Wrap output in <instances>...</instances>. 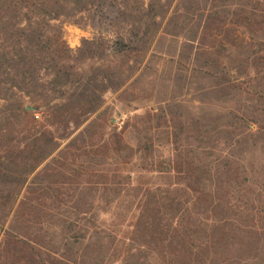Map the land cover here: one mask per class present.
Masks as SVG:
<instances>
[{
    "label": "rangeland",
    "instance_id": "1",
    "mask_svg": "<svg viewBox=\"0 0 264 264\" xmlns=\"http://www.w3.org/2000/svg\"><path fill=\"white\" fill-rule=\"evenodd\" d=\"M42 2L59 14L48 34L62 37V52L36 54L44 69L35 80L23 66L10 69L16 77L0 84V114L17 103L34 107L47 131L46 158L12 197L14 207L0 206L1 255L9 248L4 230L12 226L46 252L70 244L83 253L86 245L75 243L79 229L62 224L96 216L117 234L112 250L122 252L105 264H170L156 245L137 239L134 225L152 190L161 198L158 223L170 224L167 200L184 197L172 192L182 186L177 170L193 165L212 190L235 183L229 228L236 240L207 264H264V82L244 69L250 54L227 48L230 1ZM18 36L0 34V43L17 48ZM0 162H6L3 150ZM6 173L0 171V202ZM243 191L247 201L235 200ZM24 197L34 209L21 211L18 222ZM86 203L93 206L88 214ZM214 216L212 209L192 210L196 222L211 224Z\"/></svg>",
    "mask_w": 264,
    "mask_h": 264
},
{
    "label": "trees",
    "instance_id": "2",
    "mask_svg": "<svg viewBox=\"0 0 264 264\" xmlns=\"http://www.w3.org/2000/svg\"><path fill=\"white\" fill-rule=\"evenodd\" d=\"M228 1L235 9L229 10L226 17L229 21L225 26L227 48L232 52L242 50L245 54H250L252 60L246 58L243 67L245 70L250 68L252 73L264 82V0ZM58 16L54 11L44 8L42 0H0V34L4 39L6 37V40L19 35V39L14 42L17 48L0 43V76H3L0 78V84L14 81L16 72L10 73L9 70L19 66L27 68L24 75L35 80L40 70L44 69L38 66V63L42 62L36 54H61L62 48L59 45L62 44V37L54 39L48 34V28L52 29L50 22ZM218 16V12L212 15L214 18ZM20 21H25L26 27H19ZM14 26L19 28L16 35L8 31ZM256 46L257 49L254 48ZM250 75L248 73L246 77ZM14 105L9 111H2L0 114V150L6 152V162H0V171H7V180L1 190L2 194L5 193L0 202L3 209L14 207L12 197L18 195L16 191L20 186L23 187L26 176L32 174L46 158L43 156V141L47 131L43 130L45 125L39 115L35 111L27 110L24 103ZM16 123H20L19 130L14 127ZM19 135H22V141L17 140V144H13ZM46 141L45 143H48ZM177 172L182 186L172 192H183L184 197L178 198L177 201L174 198L167 200L168 204L170 203L171 219L170 224L164 226L167 227L165 231L158 223L161 213L158 190L148 191L143 196L134 231L145 247L151 246V243L156 245V253L164 259H169L170 264H207L215 253L225 249L226 241L236 240L237 235H231L232 229L229 228V222L236 216L231 215V211H237V208H234V200H231L235 183L222 192L223 182L218 183L212 190L193 165L187 170L178 168ZM105 192L109 194L107 188ZM242 193L243 196H238L235 200L247 201L246 191ZM108 199L109 196H105V204L111 205L113 200ZM200 207L212 209L214 212L211 224L194 221L192 210ZM91 208L93 206L86 203L82 213H90ZM33 209V204L24 197L17 205L15 218L19 222L21 211L28 214L32 213ZM83 217L79 224L74 219L63 221L62 224L71 232L79 229L80 236L75 243L86 245L84 248L81 246L83 253L75 252L73 247H69L70 244L65 245L64 249L53 248L46 252L42 246L30 243L12 226L4 230L3 244L9 248H6L4 255H1L0 250V264H105L112 255H121L122 252L112 250L117 246V234L104 227L96 216ZM215 228H218V231L215 232ZM163 234L165 238L162 237Z\"/></svg>",
    "mask_w": 264,
    "mask_h": 264
},
{
    "label": "water",
    "instance_id": "3",
    "mask_svg": "<svg viewBox=\"0 0 264 264\" xmlns=\"http://www.w3.org/2000/svg\"><path fill=\"white\" fill-rule=\"evenodd\" d=\"M27 110H31V111L33 110L34 111L35 108L34 107H27Z\"/></svg>",
    "mask_w": 264,
    "mask_h": 264
},
{
    "label": "built area",
    "instance_id": "4",
    "mask_svg": "<svg viewBox=\"0 0 264 264\" xmlns=\"http://www.w3.org/2000/svg\"><path fill=\"white\" fill-rule=\"evenodd\" d=\"M38 117V116H37Z\"/></svg>",
    "mask_w": 264,
    "mask_h": 264
}]
</instances>
